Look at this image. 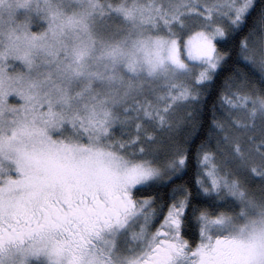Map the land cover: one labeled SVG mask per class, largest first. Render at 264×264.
Wrapping results in <instances>:
<instances>
[{
  "label": "snow or ice",
  "instance_id": "6c2138e0",
  "mask_svg": "<svg viewBox=\"0 0 264 264\" xmlns=\"http://www.w3.org/2000/svg\"><path fill=\"white\" fill-rule=\"evenodd\" d=\"M0 264H264V0H0Z\"/></svg>",
  "mask_w": 264,
  "mask_h": 264
},
{
  "label": "trees",
  "instance_id": "16d2710c",
  "mask_svg": "<svg viewBox=\"0 0 264 264\" xmlns=\"http://www.w3.org/2000/svg\"><path fill=\"white\" fill-rule=\"evenodd\" d=\"M212 102H215V96H213ZM209 108H211V103L209 104ZM197 143H199V141Z\"/></svg>",
  "mask_w": 264,
  "mask_h": 264
}]
</instances>
